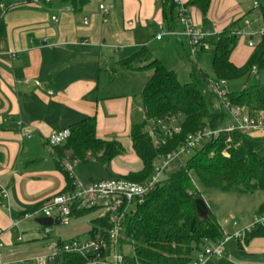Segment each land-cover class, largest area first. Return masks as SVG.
Masks as SVG:
<instances>
[{
  "label": "crops",
  "instance_id": "obj_1",
  "mask_svg": "<svg viewBox=\"0 0 264 264\" xmlns=\"http://www.w3.org/2000/svg\"><path fill=\"white\" fill-rule=\"evenodd\" d=\"M29 1L2 0L5 32L0 35V191L8 192L7 199L0 195V255L4 264L42 254L53 241L89 237L91 220L96 217L91 213L74 215L67 224L53 222L42 240L35 234L45 227L36 222L42 216L23 218L66 189L65 175L56 163L65 168L68 161L50 151L45 139L95 116L96 135L120 142L124 151L107 166L91 158L76 161L71 164L73 175L88 184L140 171L143 163L132 149L130 138L131 127L144 120L139 91L130 88L100 99L99 68L116 67L141 46L159 59L157 45L172 44V39L182 45L181 37H185L167 34L172 29L163 16L164 0H60L39 5ZM260 4L258 0H210L205 15L196 7L189 11L196 27L214 34L213 41L228 27L247 29L245 19L253 20L251 30L263 25ZM100 5L108 8L107 14H101ZM169 12L168 3L165 13ZM172 12L177 13L175 6ZM180 29L176 18L173 30ZM160 33L161 38L156 39ZM165 37L167 43H160ZM244 40L246 52L238 54L236 44L230 55L236 66L243 65L253 50L247 37ZM28 128L30 137L25 134ZM88 163L93 164L85 168ZM13 221L18 222L13 225ZM53 232L55 237L51 239ZM236 241H228L222 256L210 264H264V238Z\"/></svg>",
  "mask_w": 264,
  "mask_h": 264
},
{
  "label": "trees",
  "instance_id": "obj_2",
  "mask_svg": "<svg viewBox=\"0 0 264 264\" xmlns=\"http://www.w3.org/2000/svg\"><path fill=\"white\" fill-rule=\"evenodd\" d=\"M259 1V0H258ZM171 5L170 14L165 13L166 4ZM188 8L196 7L206 14L210 0H188ZM176 7L173 0L163 1V16L170 29L176 26ZM3 4L0 0V35L5 32ZM264 25V5H259ZM240 29V28H239ZM232 26L226 28L211 42L212 74L207 73L195 62H191L189 81L179 82L174 69H168L154 57L146 46L118 62L120 69L127 71H150L145 82L138 90L142 103L144 120L131 127L132 149L143 163L138 172H130L124 178L140 182L153 170L156 160L175 150L189 133L202 127L217 128L227 120V113L209 89L210 79H224L226 82L245 77L246 83L256 76L255 84H245L237 91H228V101L242 107L250 113L264 112V37L253 47L245 63L236 66L230 61L238 36L231 34ZM144 62V64H140ZM255 66L256 74H251ZM115 67H100L97 79V93L100 99L115 97L118 94H103L101 79L104 76L108 85L115 79ZM111 86V85H110ZM176 117L180 132L169 139L161 148H155L146 129L148 119ZM70 136L61 145L55 147L57 157L72 164L94 159L101 165H109L111 160L122 154L123 146L116 140H104L96 135L95 116H88L68 128ZM57 167L64 173L66 189L73 187V179L67 170L57 162ZM193 173L203 188L242 193L264 191V136H252L242 132L222 135L216 140L206 142L194 150L185 163L166 174L156 188L149 193L133 215L123 221L120 237L121 248L131 245L133 257L125 256L129 264H188L194 253L205 241H217L222 237L219 223L209 208L208 215L201 219L195 209L194 200L202 198L192 180ZM91 211H81L75 215H86ZM264 212V202L257 213ZM92 229L97 225L109 227V222L102 218H93ZM253 238H264V225L255 226L244 233L246 243ZM60 260L65 264H84L85 260L77 255L65 254Z\"/></svg>",
  "mask_w": 264,
  "mask_h": 264
},
{
  "label": "built area",
  "instance_id": "obj_3",
  "mask_svg": "<svg viewBox=\"0 0 264 264\" xmlns=\"http://www.w3.org/2000/svg\"><path fill=\"white\" fill-rule=\"evenodd\" d=\"M60 0H30L32 4L51 3ZM177 8V22L180 30L167 32L168 35L177 37L183 35L189 39L191 54L196 51H207L211 49V39L214 34L207 29L196 27L186 2L183 0H173ZM254 7H258V2H254ZM101 14H107L108 8L100 5ZM253 20L245 19L244 28L232 31L238 37H247L249 47H254L255 37H264V25L256 30H251L250 26ZM131 25V22H128ZM219 33L216 35V37ZM162 34H158L156 39H160ZM215 37V38H216ZM251 74H256L255 66L252 67ZM209 89L216 98L217 104H221L227 113V120L217 128L202 127L193 133L187 134L183 143L175 150L159 157L153 165L152 173L143 181L135 182L124 178H109L94 181L88 184L83 183L72 173L70 163H67L65 169L73 179V187L53 195L45 201L39 208L31 213H26L23 218L38 216L60 218V223L67 224L70 218L81 211L97 212L96 218L105 219L109 222V227L97 225L85 240L73 238L66 241H53L49 244L48 250L42 254L29 259H20L12 264H65L60 260L62 255L71 254L82 257L84 264H129L125 261L120 237L123 232V221L127 216L133 215L137 208L144 202L146 196L151 193L168 174L175 164H180L184 156L190 155L194 150L201 148L206 142L216 140L222 135H229L233 132H242L246 134H262L264 136V112L250 113L242 107L232 105L227 99V82L224 79H210ZM146 129L152 144L155 148H161L169 139L173 138L181 130L176 117L163 119H148ZM26 136H31V130L28 128ZM70 136L68 128L53 132L45 139V144L50 151L54 152L56 146L63 144ZM0 195L8 198V192L5 189L0 191ZM18 221H13L16 225ZM224 224L236 229L238 223L233 219H224ZM264 225V212L257 214L252 222L243 230L227 233L220 226L222 237L217 241H205L193 256L188 264H210L212 259L219 258L223 254L225 244L232 240H242L245 232L250 231L255 226ZM50 227H43L45 235L50 233ZM91 231V230H90ZM20 240V238H18ZM2 243H0V250ZM114 261L110 262L109 258ZM0 264H4L1 260Z\"/></svg>",
  "mask_w": 264,
  "mask_h": 264
},
{
  "label": "rangeland",
  "instance_id": "obj_4",
  "mask_svg": "<svg viewBox=\"0 0 264 264\" xmlns=\"http://www.w3.org/2000/svg\"><path fill=\"white\" fill-rule=\"evenodd\" d=\"M261 4L264 5V0H259ZM183 38V44L178 43L177 40L172 39L173 43L165 46H160L158 51L159 60L164 64L166 68L174 69L177 73V78L179 82L185 83L189 81V69L191 62H195L199 67L203 68L207 73L212 74L211 69V51H196L194 54H191L190 42L187 37ZM169 39L165 37L160 43L166 44ZM259 40V37H255V44ZM244 36H240L237 41L236 51L238 54L246 52V47ZM141 65L144 62L140 63ZM115 71V81L111 86L105 84L106 79L109 81V77L104 76L101 79V90L100 93L103 94H118L120 91L127 89H137L139 90L143 83L146 80V77L149 75L150 71L137 70V71H127L125 69H120L116 66ZM257 77L253 76L246 83L245 77L227 81L228 91H236L241 89L245 84H255L257 82ZM260 112V111H259ZM191 155V154H190ZM190 155L184 156V160H181L180 164H175L171 171H174L178 168L179 165L185 163V159L190 157ZM83 164V163H81ZM93 163L84 164L85 168H88ZM98 166V165H97ZM86 170V169H85ZM191 177L195 187L201 191V196L212 210L214 216L216 217L220 226L223 227L225 232L233 233L235 231H243L257 216V210L259 206L264 202V191H255L253 193H242L237 190L222 191L219 189H206L203 188L196 176L191 173ZM130 181V180H129ZM90 216H97V212H90ZM84 216V215H83ZM233 219L238 223L236 229H232L229 225L224 224V219ZM70 220H73L70 218ZM251 221V222H250ZM33 222V221H32ZM250 222V223H249ZM34 224V223H33ZM59 226H63L59 224ZM36 227V226H35ZM88 226L85 227L88 228ZM38 240H42L45 237L44 232L41 230L35 232ZM23 237L25 234L20 233ZM51 239L55 237V233H51ZM25 237V236H24ZM231 242H237L235 239H232ZM122 252L124 256L133 257V248L131 245H126L122 247ZM110 262H113L114 259L111 256L109 258Z\"/></svg>",
  "mask_w": 264,
  "mask_h": 264
},
{
  "label": "water",
  "instance_id": "obj_5",
  "mask_svg": "<svg viewBox=\"0 0 264 264\" xmlns=\"http://www.w3.org/2000/svg\"><path fill=\"white\" fill-rule=\"evenodd\" d=\"M194 203H195V209H196V213L198 217L201 219H204L208 215V212H209L208 205L206 204L203 198H196L194 200ZM36 222L43 224L45 226H48V225H52L53 222L60 223V218L57 217L53 219L52 217H41V218H38Z\"/></svg>",
  "mask_w": 264,
  "mask_h": 264
}]
</instances>
